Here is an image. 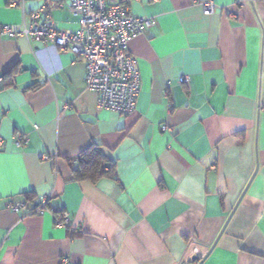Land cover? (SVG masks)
<instances>
[{
  "label": "crops",
  "instance_id": "0c3cea01",
  "mask_svg": "<svg viewBox=\"0 0 264 264\" xmlns=\"http://www.w3.org/2000/svg\"><path fill=\"white\" fill-rule=\"evenodd\" d=\"M107 1L156 20L129 44L130 115L98 107L74 52L0 37V264H264V0ZM45 5L79 27L68 0H0V26ZM93 143L115 177L77 181Z\"/></svg>",
  "mask_w": 264,
  "mask_h": 264
},
{
  "label": "built area",
  "instance_id": "2783aa9c",
  "mask_svg": "<svg viewBox=\"0 0 264 264\" xmlns=\"http://www.w3.org/2000/svg\"><path fill=\"white\" fill-rule=\"evenodd\" d=\"M68 3L70 12L79 18L76 30L56 24L45 5L32 12L28 24L19 30L10 25H1L0 37H25L74 52L86 64L85 87L98 95V107L125 116L132 114L140 95L141 74L138 60L131 53L129 44L133 38L155 26L156 20L134 15L122 2L68 0ZM203 7L208 15L216 6L206 1ZM186 80L187 77H183L181 81ZM167 107L171 110L172 105L169 103ZM16 140L21 145L27 141V137L20 133ZM48 200V197H44L39 204L31 207L30 212H43L47 209ZM8 206L17 213L28 209L26 202ZM55 219L59 226H65L69 222V215L63 211L55 215ZM64 262L67 263V259Z\"/></svg>",
  "mask_w": 264,
  "mask_h": 264
},
{
  "label": "trees",
  "instance_id": "16d2710c",
  "mask_svg": "<svg viewBox=\"0 0 264 264\" xmlns=\"http://www.w3.org/2000/svg\"><path fill=\"white\" fill-rule=\"evenodd\" d=\"M77 167L72 168L77 181L97 182L104 177H115V166L106 157L99 144L93 143L78 158ZM63 211H59L56 215Z\"/></svg>",
  "mask_w": 264,
  "mask_h": 264
}]
</instances>
